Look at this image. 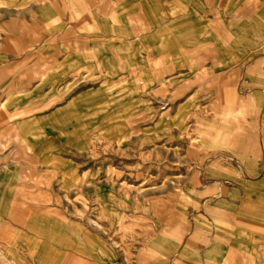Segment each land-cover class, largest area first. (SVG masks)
Here are the masks:
<instances>
[{
    "label": "rangeland",
    "instance_id": "rangeland-1",
    "mask_svg": "<svg viewBox=\"0 0 264 264\" xmlns=\"http://www.w3.org/2000/svg\"><path fill=\"white\" fill-rule=\"evenodd\" d=\"M4 175L92 264H264V0H0Z\"/></svg>",
    "mask_w": 264,
    "mask_h": 264
},
{
    "label": "crops",
    "instance_id": "crops-1",
    "mask_svg": "<svg viewBox=\"0 0 264 264\" xmlns=\"http://www.w3.org/2000/svg\"><path fill=\"white\" fill-rule=\"evenodd\" d=\"M181 21L182 20H180V22ZM197 50L200 51L201 49ZM164 60L162 62H164ZM103 61L101 63H104ZM115 62L113 66L115 68L113 70L114 75L118 74L120 67L123 65L121 61ZM4 176L0 177V183L5 185L7 190L9 188V190L0 202V237L5 239L7 238L5 231L9 229L10 223L12 222L23 223L35 230L36 227L38 228L39 218L34 210L37 212L40 210L38 208L41 207L40 204L43 201L42 197H45L47 187L40 186V183L37 181H34L32 186L23 182H15L12 178ZM32 188L35 189L33 190ZM38 188L40 191L38 190L39 192L33 193L34 191L36 192ZM25 191H28V193ZM112 225H114V222H112ZM12 228L9 230H12ZM38 229L42 235V246L45 247L46 243L49 241L57 244V264H92V262L86 260L84 255H82L81 252L83 247L78 243L77 236L73 235L67 229H62L61 227L56 230L53 227L51 228V231H47L50 229V226H42V228ZM0 246L3 247L2 244H0ZM104 255L109 257L106 253H104ZM92 256L96 255L93 254ZM46 264L49 263L47 262Z\"/></svg>",
    "mask_w": 264,
    "mask_h": 264
}]
</instances>
